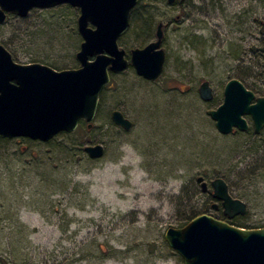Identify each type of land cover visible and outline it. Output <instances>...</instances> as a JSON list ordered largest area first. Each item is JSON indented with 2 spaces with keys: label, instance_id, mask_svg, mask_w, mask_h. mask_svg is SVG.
Returning <instances> with one entry per match:
<instances>
[{
  "label": "rangeland",
  "instance_id": "rangeland-1",
  "mask_svg": "<svg viewBox=\"0 0 264 264\" xmlns=\"http://www.w3.org/2000/svg\"><path fill=\"white\" fill-rule=\"evenodd\" d=\"M134 8L142 18L130 17L118 46L129 60L162 23L159 78L132 66L111 73L90 128L81 121L69 139L0 143V264H181L164 233L203 213L223 220L211 195L217 177L246 204L235 223L264 227V128L255 134L245 116L248 131L224 135L206 113L232 78L264 96V0H138ZM78 15L67 4L8 14L0 44L19 64L77 68ZM205 80L209 102L198 94ZM113 110L132 121L129 131L111 121ZM96 144L104 152L92 159L84 147Z\"/></svg>",
  "mask_w": 264,
  "mask_h": 264
},
{
  "label": "water",
  "instance_id": "water-1",
  "mask_svg": "<svg viewBox=\"0 0 264 264\" xmlns=\"http://www.w3.org/2000/svg\"><path fill=\"white\" fill-rule=\"evenodd\" d=\"M177 0H167L173 4ZM138 0H0V24L8 14L27 17L33 9L52 8L61 4L76 7L77 31L82 41L75 58L79 67L55 70L38 62L19 64L0 44V139L28 138L48 142L61 132H74L84 121L88 128L96 116L99 96L110 82L111 73H122L132 66L139 76L156 80L162 73L165 59L162 23L156 27V39L143 48L131 50L130 59L118 46V39L130 25V11ZM199 97L213 98L208 81L198 87ZM206 113L221 134L233 129L245 132L251 118L253 132L264 128V96L236 79H229L223 88L222 102ZM111 121L125 131L133 123L119 110L110 114ZM84 151L92 159L103 155L99 144ZM203 192L208 184L197 177ZM212 197L221 202L223 214L232 218L245 214L246 204L234 198L227 183L220 177L210 183ZM218 204L213 203L216 209ZM164 239L183 262L181 264H264V227L246 229L229 224L208 214H200L179 228L169 227Z\"/></svg>",
  "mask_w": 264,
  "mask_h": 264
},
{
  "label": "trees",
  "instance_id": "trees-1",
  "mask_svg": "<svg viewBox=\"0 0 264 264\" xmlns=\"http://www.w3.org/2000/svg\"><path fill=\"white\" fill-rule=\"evenodd\" d=\"M132 12V11H131ZM130 12V17L134 20L135 19V16L138 18L139 17V19H141L142 18V16H141V13H139V12H137V8H134L133 9V12L131 13ZM149 18V17H148ZM150 20V19H149ZM147 18L146 19H144V22H142L141 23V27H143V29H144V31H147V32H149L150 31V29H149V26L147 27V21H149ZM147 28V29H146ZM146 32V35L148 34ZM263 51H264V48L262 49ZM80 127H81V125L79 124V126H78V128L74 131V133L76 132V131H79V129H80ZM74 133H65V132H61V133H59L60 135H62V136H64V138H67V139H69L70 138V136L71 135H73ZM58 134V135H59ZM58 135H56V136H58ZM55 139V137L52 139V140H54ZM24 140H28V141H31L30 139H24ZM51 140V141H52ZM8 141H10V139H7V138H1L0 139V143L1 142H8ZM75 142V141H74ZM49 143V142H48ZM77 151H81V149H76ZM219 207H220V205H219ZM218 207V208H219ZM219 217H221L224 221H226V222H228L229 224H232V225H236V226H239V227H244V226H242V225H240V224H237V223H235V221H236V218H227L226 216H224L223 215V212L220 210V213H219Z\"/></svg>",
  "mask_w": 264,
  "mask_h": 264
},
{
  "label": "flooded vegetation",
  "instance_id": "flooded-vegetation-1",
  "mask_svg": "<svg viewBox=\"0 0 264 264\" xmlns=\"http://www.w3.org/2000/svg\"><path fill=\"white\" fill-rule=\"evenodd\" d=\"M249 129H250V127H249ZM249 129H248V130H249ZM235 130L238 131L237 129H233V131H232L231 133H233ZM248 130H247V131H248ZM252 130H253V128H252ZM261 130H262V129H261ZM259 133H261V131H260ZM259 133H258V134H259Z\"/></svg>",
  "mask_w": 264,
  "mask_h": 264
}]
</instances>
